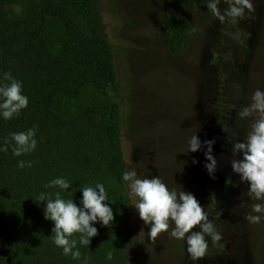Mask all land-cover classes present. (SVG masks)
Instances as JSON below:
<instances>
[{"label":"rangeland","instance_id":"obj_1","mask_svg":"<svg viewBox=\"0 0 264 264\" xmlns=\"http://www.w3.org/2000/svg\"><path fill=\"white\" fill-rule=\"evenodd\" d=\"M99 3L118 91H99L87 84L76 96L57 94L53 111L71 118L105 101L116 104L127 170L135 169L141 179L159 176L169 189L193 193L222 235L217 246L209 240L206 255L194 262L185 242L170 238L168 232L151 241L130 199L131 236L138 247L129 264H264V220L253 224L245 219L251 206L263 201L250 199L247 185L233 172L230 143L242 142L257 118L241 121L236 113L257 89L264 91V0H251L252 11L246 10L236 25L221 23L208 8L194 12L189 17L190 41L179 55H170L156 36L158 23L171 11L168 0ZM218 7L223 13L227 4ZM237 31L239 40L229 35ZM42 37L49 53L58 56L65 39L61 22L48 17ZM195 134L202 143L215 140L217 164V150L223 147L215 179L204 167L205 148L187 154V141ZM229 177L236 187L225 185ZM172 227L170 222L169 232Z\"/></svg>","mask_w":264,"mask_h":264},{"label":"trees","instance_id":"obj_2","mask_svg":"<svg viewBox=\"0 0 264 264\" xmlns=\"http://www.w3.org/2000/svg\"><path fill=\"white\" fill-rule=\"evenodd\" d=\"M208 0H168L171 11L158 23L156 36L170 55H179L190 41L189 17L207 8ZM48 17L61 22L65 39L60 54L49 53L42 37ZM9 72L22 83L28 107L11 120L0 118V264H129L137 243L131 236L130 199L121 180L127 170L121 150L118 106L107 101L89 106L71 118L52 109L57 94L76 96L87 84L99 91H118L112 47L99 0H0V83ZM36 129L37 148L16 157L10 133ZM20 160L31 167L19 168ZM65 178L72 186L61 192L77 204L83 186L102 183L114 214L109 227L88 247H77L80 259L65 256L51 238L35 199L49 181ZM264 203V201H263ZM78 238V237H77ZM134 249V251H133ZM264 254V232L262 235ZM112 252V259L106 258Z\"/></svg>","mask_w":264,"mask_h":264},{"label":"clouds","instance_id":"obj_3","mask_svg":"<svg viewBox=\"0 0 264 264\" xmlns=\"http://www.w3.org/2000/svg\"><path fill=\"white\" fill-rule=\"evenodd\" d=\"M221 2L227 4L223 13L218 7ZM206 6L221 23L227 21L232 25L244 18L246 10L252 11L251 0H208ZM229 35L239 40L241 34L237 31ZM2 79L8 83H0V118L7 121L19 116L28 107L29 100L23 94L22 83L11 73L4 72ZM236 114L241 121L253 115L257 118L242 142L239 139L230 141L233 155L231 167L239 176L240 182L247 185L248 197L264 201V91L257 89L251 102L240 108ZM35 137V127L25 132L10 133L11 141L14 142L12 154L20 157L34 152L37 148ZM214 144L215 140H205L202 143L197 134L187 141V154L206 149L204 156L208 162L204 167L212 179H215L214 173L217 169V161L213 156ZM8 147L9 141L6 138L0 151L7 152ZM193 163L197 161L193 160ZM26 166L31 167L32 162L20 160L17 163V167L21 169ZM121 180L128 189L129 199L134 201L132 207L149 229L147 236L151 241H155L162 232H168L170 238L185 242L186 251L195 262L206 255L209 240L213 246H217L222 240V235L209 219V213L193 193L169 189L159 176L141 179L135 169L124 171ZM225 185L237 186L230 177L226 178ZM71 186L65 178L53 179L45 188H58L55 197L53 198L52 193L41 192L33 200L37 205H42L44 219L53 224L50 235L53 244L62 249L63 255L78 260L81 254L77 245L88 247L91 239L98 234L95 225L99 223L103 227H109L114 222V214L107 203L109 198L104 184L98 182L94 186L80 188L82 198L78 204L73 199H64L61 196V192L69 190ZM215 201L216 197L212 194L210 204L213 207ZM245 219L253 224L264 220V203L253 204L251 213ZM170 222L174 227L169 232ZM106 258L112 259L111 251L107 252Z\"/></svg>","mask_w":264,"mask_h":264},{"label":"flooded vegetation","instance_id":"obj_4","mask_svg":"<svg viewBox=\"0 0 264 264\" xmlns=\"http://www.w3.org/2000/svg\"><path fill=\"white\" fill-rule=\"evenodd\" d=\"M223 147H221L219 150H217L218 151V153L216 154V157H217V160L219 161V164L221 163V155H222V152H223V149H222ZM219 164H217V169L219 170ZM214 220H216L217 218L216 217H212ZM209 219H211V218H209Z\"/></svg>","mask_w":264,"mask_h":264}]
</instances>
